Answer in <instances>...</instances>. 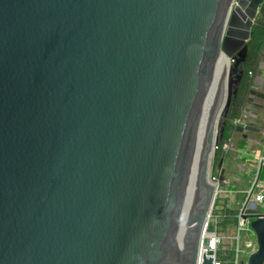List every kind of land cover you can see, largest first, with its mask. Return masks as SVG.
<instances>
[{
	"label": "water",
	"instance_id": "obj_1",
	"mask_svg": "<svg viewBox=\"0 0 264 264\" xmlns=\"http://www.w3.org/2000/svg\"><path fill=\"white\" fill-rule=\"evenodd\" d=\"M263 4L0 0V264H196Z\"/></svg>",
	"mask_w": 264,
	"mask_h": 264
},
{
	"label": "built area",
	"instance_id": "obj_2",
	"mask_svg": "<svg viewBox=\"0 0 264 264\" xmlns=\"http://www.w3.org/2000/svg\"><path fill=\"white\" fill-rule=\"evenodd\" d=\"M255 82L264 88L261 76H257ZM253 110L250 109L230 121L231 137L225 141L223 139V143H219L217 147V150L224 151L232 147L234 160L239 156L242 163L238 167L241 175L244 174L242 177L245 184L238 191L227 189L233 183L225 175L227 161H224L222 169L217 168L215 173L212 172L211 180L216 185V196L203 231L196 264H204L209 257L213 258V264H242L246 260L245 256L248 257L258 248L257 238L242 240L241 233L248 230L253 219L264 217V126L258 125V133L250 130L241 132L237 129L243 124L256 125L252 120L258 118V115ZM247 132L250 137L243 136L241 141H244V145L235 141V134ZM252 133L256 135L254 138H251ZM250 155L254 156L253 161L249 158ZM220 175H223L222 180Z\"/></svg>",
	"mask_w": 264,
	"mask_h": 264
},
{
	"label": "rangeland",
	"instance_id": "obj_3",
	"mask_svg": "<svg viewBox=\"0 0 264 264\" xmlns=\"http://www.w3.org/2000/svg\"><path fill=\"white\" fill-rule=\"evenodd\" d=\"M252 77V81H253V86H252V90L254 91V93H249L248 95L246 94V99L244 100V102L242 103V106L240 107L241 110V114L245 113L246 111H250V109H255L253 111L257 112L258 114H264V98H263V94H264V88L260 87L256 82L255 79L257 76H261V78H263V83H264V51L262 56L259 59V65L256 68V70L253 72V74H249ZM256 86V87H255ZM249 90H251V88H249ZM248 93V92H247ZM233 109V106L230 105L229 108V112H231V110ZM243 139V135L241 133H237L235 134V141H238L239 144H241L243 141H241ZM232 147H230V150H225L224 149H220L217 150V153H223L225 154V160L227 161V165H226V172L225 175L229 176L231 178V180L233 181V183H231L230 185L227 186V189H229L230 191H238L240 187H242L245 184V181L243 180L242 174L241 175V170L239 169V165L242 163V161L239 160V156H237V160H234V155L232 154ZM249 158L253 161L254 160V156L250 155ZM219 155L218 158L214 157L213 159V163H212V172L215 173L217 171V165L219 163ZM245 177V176H244ZM241 195V194H239ZM264 210V209H263ZM250 239H255L256 238V234L254 232V230L252 229L251 225L249 226L248 230H244L241 233V239L245 240L247 238ZM244 253V247L241 248V254ZM245 258L247 259V257L245 256Z\"/></svg>",
	"mask_w": 264,
	"mask_h": 264
},
{
	"label": "trees",
	"instance_id": "obj_4",
	"mask_svg": "<svg viewBox=\"0 0 264 264\" xmlns=\"http://www.w3.org/2000/svg\"><path fill=\"white\" fill-rule=\"evenodd\" d=\"M248 47L249 48H248L247 59L243 63L245 76L240 85L238 97L236 98V100L232 101L231 103V106H233V109L228 114V120H227V125L225 129V135H224L223 141L231 137L232 133H231V122L230 121L233 118L241 114L242 108L240 109V107L242 106V103L246 99L245 96L249 88L253 84L252 77L249 74L250 72H254L256 68L258 67L259 59L262 56L263 51H264V4L252 27V33L248 41ZM238 103L240 105H238ZM223 141H221L220 143H223ZM241 144L244 145V141ZM218 155H219V158H221L223 156V153H219V154L217 153L216 155L217 158H218Z\"/></svg>",
	"mask_w": 264,
	"mask_h": 264
},
{
	"label": "crops",
	"instance_id": "obj_5",
	"mask_svg": "<svg viewBox=\"0 0 264 264\" xmlns=\"http://www.w3.org/2000/svg\"><path fill=\"white\" fill-rule=\"evenodd\" d=\"M255 113H257V112H255ZM257 115H258V118H256L255 120H252V122L254 121V123L256 124V125H254V127H258V125H263L264 126V114H258L257 113ZM251 132L258 133V132H255V131H251ZM242 134H243V136L248 135L250 137V133H248V132L247 133H242ZM253 136H256V135L253 134L251 136V138H254Z\"/></svg>",
	"mask_w": 264,
	"mask_h": 264
},
{
	"label": "flooded vegetation",
	"instance_id": "obj_6",
	"mask_svg": "<svg viewBox=\"0 0 264 264\" xmlns=\"http://www.w3.org/2000/svg\"><path fill=\"white\" fill-rule=\"evenodd\" d=\"M244 67V66H243ZM244 76H245V71H244V75H243V78H244ZM243 80V79H242ZM241 83H242V81H241ZM241 83H240V85H241ZM254 84V83H253ZM253 84L251 85V90H248V93H247V95L249 94V93H254V91L252 90V86H253ZM240 85H239V89H240ZM239 89H238V93H237V95L235 96V97H233L232 98V101H234V100H236V98L238 97V95H239ZM243 94V93H242ZM263 98H264V94H263ZM232 103V102H231ZM234 103V102H233ZM238 105H240L239 103H238Z\"/></svg>",
	"mask_w": 264,
	"mask_h": 264
},
{
	"label": "bare ground",
	"instance_id": "obj_7",
	"mask_svg": "<svg viewBox=\"0 0 264 264\" xmlns=\"http://www.w3.org/2000/svg\"><path fill=\"white\" fill-rule=\"evenodd\" d=\"M229 65H230V62L227 61V64H226V70H227V68L229 67ZM212 163H213V162H212Z\"/></svg>",
	"mask_w": 264,
	"mask_h": 264
}]
</instances>
